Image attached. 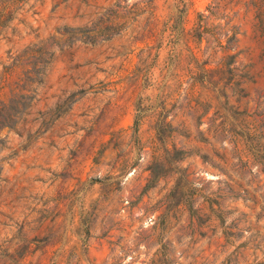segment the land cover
<instances>
[{"label":"rangeland","instance_id":"obj_1","mask_svg":"<svg viewBox=\"0 0 264 264\" xmlns=\"http://www.w3.org/2000/svg\"><path fill=\"white\" fill-rule=\"evenodd\" d=\"M0 264H264V0H0Z\"/></svg>","mask_w":264,"mask_h":264}]
</instances>
